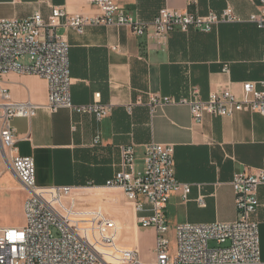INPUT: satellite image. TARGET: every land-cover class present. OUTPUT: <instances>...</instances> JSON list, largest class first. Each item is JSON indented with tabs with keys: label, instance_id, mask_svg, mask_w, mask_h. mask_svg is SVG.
<instances>
[{
	"label": "crops",
	"instance_id": "obj_1",
	"mask_svg": "<svg viewBox=\"0 0 264 264\" xmlns=\"http://www.w3.org/2000/svg\"><path fill=\"white\" fill-rule=\"evenodd\" d=\"M116 3L147 25L163 7L197 15L229 8L237 21L220 23L209 33L172 32L162 47L126 27L86 26L82 34L58 27L56 34L69 45L72 102H98L110 111L100 121L66 109L49 113L43 108L30 119L14 118L16 153L33 159L37 187L102 190L119 170L121 146L133 147L135 169L141 171L146 145H172L175 179L188 184L190 193L186 200L180 193L169 196L164 213L167 226L235 221L230 183L235 174L264 169V116L249 112L205 116L195 124L186 106H166L151 116L147 99L149 95L185 98L192 87L198 88L203 100L221 88L238 98L242 83L259 82L264 75V31L249 19L260 13V0ZM54 8L86 17L99 15L86 0H0V20L27 18L35 11L46 19ZM224 67L228 72H223ZM0 88L15 103L43 106L47 100L46 82L33 75L6 74L0 77ZM96 137L99 144L93 145ZM4 179L25 191L6 164L0 169V181ZM257 199L253 220L258 223L264 263V186L259 187ZM123 226L125 244L138 250L150 239L152 248L154 232L137 227L134 211Z\"/></svg>",
	"mask_w": 264,
	"mask_h": 264
},
{
	"label": "built area",
	"instance_id": "obj_2",
	"mask_svg": "<svg viewBox=\"0 0 264 264\" xmlns=\"http://www.w3.org/2000/svg\"><path fill=\"white\" fill-rule=\"evenodd\" d=\"M99 15L86 17L54 8L44 19L35 11L23 19L0 20V77L9 73L33 75L47 85L43 106L15 103L0 88V169L10 166L28 196L23 203L25 223L20 228L0 226V264H264L260 260L258 223L253 220L259 207L257 191L264 186V169L235 174L231 181L237 219L229 223L180 224L173 228L175 252L170 254L169 227L165 209L172 193L186 200L190 186L177 182L174 173V148L151 142L145 147L143 168L135 169V154L130 145L121 146L119 170L105 184L118 189L132 206L140 229L154 232L153 260L143 262L132 244L119 243L120 228L100 207L91 206L80 194L85 188L49 187L35 184V165L31 157L16 153L14 118L30 119L38 109L55 113L104 119L110 108L98 102L76 105L70 96L69 45L56 34L60 26L82 34L86 26L126 27L137 37L147 36L162 47L167 36L190 30L209 33L220 23L237 19L229 8L216 14L181 13L161 8L149 25L126 12L116 0H86ZM260 13L250 22L264 31V0ZM264 63V51L261 55ZM223 72H228L226 67ZM147 105L153 116L166 106H186L191 120L200 124L205 116L230 117L249 112L264 116V75L255 82L241 84L240 97L227 88L212 92L203 100L192 87L185 98L149 95ZM74 129V126H72ZM99 137L93 145L99 144ZM214 242L215 247H210Z\"/></svg>",
	"mask_w": 264,
	"mask_h": 264
},
{
	"label": "rangeland",
	"instance_id": "obj_3",
	"mask_svg": "<svg viewBox=\"0 0 264 264\" xmlns=\"http://www.w3.org/2000/svg\"><path fill=\"white\" fill-rule=\"evenodd\" d=\"M28 192L21 191L15 188L11 183L4 180L0 181V226L4 228H20L25 223L23 213V203ZM84 199L91 206H98L103 213L110 219H113L120 229H123L124 221L128 220L132 206L123 199V194L118 189H102V190H84L80 192ZM26 197V198H25ZM123 226V227H122ZM125 229V228H124ZM121 232V231H120ZM119 232V233H120ZM170 240V254L175 252L176 243L173 237V228L170 227L168 231ZM119 243L125 246L126 236L120 233ZM154 241V239H153ZM151 240L147 239L141 244L137 250L143 262H151L153 260ZM210 247H215V243L211 242Z\"/></svg>",
	"mask_w": 264,
	"mask_h": 264
}]
</instances>
